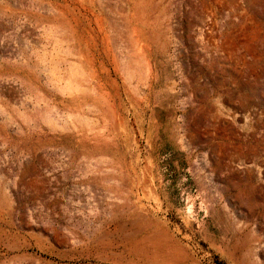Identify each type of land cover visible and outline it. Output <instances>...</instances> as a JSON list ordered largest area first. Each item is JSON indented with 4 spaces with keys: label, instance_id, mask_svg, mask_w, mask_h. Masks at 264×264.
<instances>
[{
    "label": "rangeland",
    "instance_id": "obj_1",
    "mask_svg": "<svg viewBox=\"0 0 264 264\" xmlns=\"http://www.w3.org/2000/svg\"><path fill=\"white\" fill-rule=\"evenodd\" d=\"M0 264H264V0H0Z\"/></svg>",
    "mask_w": 264,
    "mask_h": 264
}]
</instances>
